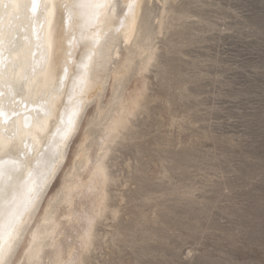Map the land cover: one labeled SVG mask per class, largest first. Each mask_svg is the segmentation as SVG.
<instances>
[{"label":"rangeland","instance_id":"1","mask_svg":"<svg viewBox=\"0 0 264 264\" xmlns=\"http://www.w3.org/2000/svg\"><path fill=\"white\" fill-rule=\"evenodd\" d=\"M141 25L156 57L138 111L110 145L109 209L83 264H264V0H145ZM103 116L87 127V147Z\"/></svg>","mask_w":264,"mask_h":264},{"label":"bare ground","instance_id":"2","mask_svg":"<svg viewBox=\"0 0 264 264\" xmlns=\"http://www.w3.org/2000/svg\"><path fill=\"white\" fill-rule=\"evenodd\" d=\"M144 2L35 0L33 10V0H0V249L5 264L84 263L95 222L109 209L110 145L139 107L145 73L156 57L145 43L152 35L142 34ZM13 3L30 6L12 8ZM115 56L117 65L110 68ZM136 58L139 77L120 91ZM106 83L110 98L103 105ZM116 100L118 106L107 116ZM90 104L74 155L64 164ZM101 116L104 128L87 147V127L100 125L95 120ZM13 161L22 163L10 176ZM67 167L59 189L42 205ZM38 187L40 195L32 199Z\"/></svg>","mask_w":264,"mask_h":264},{"label":"snow or ice","instance_id":"3","mask_svg":"<svg viewBox=\"0 0 264 264\" xmlns=\"http://www.w3.org/2000/svg\"><path fill=\"white\" fill-rule=\"evenodd\" d=\"M34 4H35V0H33V4L31 5L33 7V10H34ZM30 5L28 4H20V3H13L10 5V7L12 8H28ZM3 115V110L0 109V116ZM70 124H71V121H69V126H66L65 128V135H67V133L70 131ZM3 148H4V141L2 138H0V151H3ZM2 162V161H0ZM18 163H22V162H17V161H13V164H14V167L12 169L9 170V173H10V176L11 174H14L18 171V167H16L15 165H17ZM29 175H31V173H29ZM3 176V171L0 170V177ZM29 191L31 192L32 189H29ZM3 194V188L0 187V195ZM40 195V189L39 187L35 190L34 192V195L32 197V199H37ZM0 264H5V261H4V251L2 249H0Z\"/></svg>","mask_w":264,"mask_h":264}]
</instances>
